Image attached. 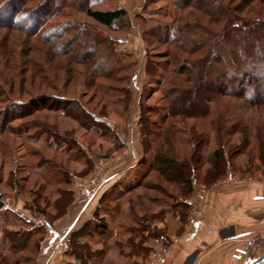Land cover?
I'll return each instance as SVG.
<instances>
[{
    "label": "rangeland",
    "instance_id": "374dc122",
    "mask_svg": "<svg viewBox=\"0 0 264 264\" xmlns=\"http://www.w3.org/2000/svg\"><path fill=\"white\" fill-rule=\"evenodd\" d=\"M10 1L13 4V0ZM84 2L65 0L64 7L62 0H23L15 7L17 10L21 6V14H36L50 3H54L55 11L34 15L40 23L38 33L27 34L20 29L0 26V194L5 204L0 215V264H51L56 252H64L69 257L67 252L73 237L74 244L79 239L84 240L88 248L83 251L93 255L92 264L150 262L157 250L152 243L153 237L145 233L144 247L148 250L141 257L132 251L128 231L132 228L140 231V219L145 216L150 227L158 228V223L174 214L172 210L187 216L197 215V203L191 202L194 205H189L186 211L182 205L185 199L181 198V187L166 183L155 171L148 173L146 164L137 165L126 175L119 166L136 158V145L144 153L142 132L151 134L152 137L146 138L153 143V152L160 147L164 151L174 148L179 158L191 156L195 143L190 138L195 132L205 135L206 149L218 144L211 125L212 117L181 120L168 116L169 102L164 99L163 84L160 85L168 76L162 68H171L167 61H172L173 54L176 60L187 61L198 60L200 56L186 55L168 47L164 44L166 40L161 35L156 37L154 32L159 28H180L190 23L217 32L219 28L212 21L228 14L246 24L261 21L260 28H264V2L260 0H92L94 10H126L121 23L113 29L99 26L88 18L82 11ZM8 14L7 9L0 12L1 24H7L3 18ZM70 23H74L77 30L82 25L87 28L88 33L81 36L83 40L88 41L94 35L103 43H112V48L129 65L123 74L126 82L116 85L115 91H109L108 85L98 79H95L96 88L93 89L87 79L90 67H70L60 54H57V62L61 58L58 65L52 68V57L45 52L43 35ZM65 40H59V43ZM170 52L172 55L167 58ZM4 53L9 56L4 57ZM101 54L100 50L93 53L89 65ZM7 58L11 62H21L20 71L12 72L11 65L4 68ZM148 60L161 67L154 78L147 76ZM25 61L29 66L25 67ZM215 67V64L209 67L211 73L215 71L211 74L213 77L219 72ZM124 87L131 88L130 97ZM45 95L62 97L70 102H65L64 107L51 108L48 106L56 103L50 98H41ZM31 101L34 103L30 104ZM210 106L219 111L224 108L215 103ZM85 113L91 118L95 116L110 129L87 125ZM168 129H171L168 131L169 144L165 139ZM242 138L241 134L227 138L231 141L229 146L241 148ZM252 143L244 155L231 158L233 166L227 168L226 175L216 184L229 185L251 176L264 178L262 171H258L261 166L257 158L253 162L249 160L251 163L248 161L250 155L256 154V143ZM231 152L227 149V155ZM204 172L203 169L200 175ZM101 179L107 182L104 187H100ZM140 181L142 185L136 186ZM214 185L206 188L202 183L195 184L194 193L187 201ZM154 186L158 190L149 189ZM65 191L73 192L68 195L72 203L67 209L65 200L60 199ZM94 219H104L107 229L97 227ZM49 223L50 227L47 226ZM28 230H32L31 237ZM15 232L21 234L16 242H25L27 247L12 253L9 250L11 241L5 236ZM135 235V242H139L142 236ZM54 239L59 244L49 250L53 254L45 261L41 255L42 247ZM156 245L166 246L163 243Z\"/></svg>",
    "mask_w": 264,
    "mask_h": 264
},
{
    "label": "trees",
    "instance_id": "16d2710c",
    "mask_svg": "<svg viewBox=\"0 0 264 264\" xmlns=\"http://www.w3.org/2000/svg\"><path fill=\"white\" fill-rule=\"evenodd\" d=\"M260 1L264 2V0ZM19 2L21 5L23 0H17L16 2L13 0V4L10 0H0V12L3 9H7L9 12L3 18L7 24L0 23V26L10 29H20L27 34L38 33L39 27L37 25L39 22L34 15H38L39 13L48 15V11H55L54 3H50V5L36 14L27 13L24 15L19 12L21 11V6L17 10L15 8ZM62 3L65 7V0H62ZM246 3L248 2L246 1ZM82 4L84 5V7L82 6V11L86 13L87 17L99 26L106 28L113 29L117 24L121 23L127 13L124 9L112 11L94 10L92 0H85ZM63 6L60 5L59 7L63 8ZM224 13H227V10H224ZM212 23L219 28L217 32H213L204 26H197L195 23L186 24L180 28L168 27L164 30L159 28L154 32L156 37L160 38L159 35H161V38L166 40L164 44L168 47L175 48L186 55L200 56L195 61H187L180 58L176 60L175 54L172 55L171 52L170 55L166 56L169 58L172 55V61H167V65H170L171 68H162L168 78L163 80L160 85L163 84L165 91L164 99L169 102L168 116L170 118H180L181 120L207 119L212 117L213 124L211 125L217 137V146L206 149L204 145L205 135L198 134L197 132L193 133V135L191 134L193 137L191 136L192 138L190 139L195 143L193 144L191 156L189 158H179L174 148L164 151L160 147L153 152L154 149L151 148L153 143L146 138L152 137L151 134L146 132L144 135L142 132L144 155L139 165H148V173L155 171L165 179L166 183L181 187V198L184 197L185 199V201H182V205L186 211L190 207L187 199L194 193L195 184L202 183L206 188H210L219 182L226 175L227 168L233 166L231 158L236 155H244L247 148L253 144V141L256 143V154L250 155L248 161L253 162L257 158L258 165L259 167L261 166L258 171H262L264 174V28H260L262 22L251 21L250 24H246L245 21L238 22L233 15L230 16L228 14L224 18L221 17L212 21ZM86 30L87 28L83 25L77 30L76 25L70 23L68 25L64 24L59 28H53L46 32V35H43L45 52L52 57V68L55 69L58 65L61 58H58L57 62V54H60L59 57H65L70 67L73 65L90 67V71L88 70L90 76L87 79L93 89L96 88L95 79H98L108 85L109 91H115L116 85L126 82L127 78L123 74L130 67L125 63V59L118 54L116 49L112 48L113 44L109 41L103 43L101 39H98L99 37L94 35L88 41L85 40L86 38L83 40L81 36L83 37V34L86 35L88 33ZM76 32L80 33L77 34L80 36H76ZM62 39H66L65 42L59 43ZM161 43L163 44V42ZM103 46L104 50H102ZM228 48H231V50H228ZM99 50L100 53L102 51V54L94 63L89 65L92 54L98 53ZM3 55L4 57L9 56L8 53H4ZM20 63L17 61L11 62L7 58L3 67L7 69V66L11 65L10 70L18 72L22 64ZM24 63L25 67L29 66V62L25 61ZM212 64L218 67H215L216 71H219L217 77L211 75L215 71L211 73L209 70ZM160 68H158V64L155 62L148 60L146 67L147 76L154 78ZM167 81L169 82L168 85ZM52 89L55 90L56 88L53 87ZM123 89L127 90L130 97L131 88L124 87ZM41 98L54 100L53 102L56 104L48 106L51 108L55 106L64 107L65 102H70V100L65 98L52 95H45ZM33 103L32 101L30 102V104ZM212 103L218 106L224 105V108L221 111L212 109L210 106ZM90 116L86 114L87 125L91 126L94 124L102 129L104 128V130L110 129L104 122L97 120L95 116H92L93 118ZM142 123L143 120L141 118L140 124L143 131L144 127ZM170 130L168 129L165 135L167 143L169 141L168 133ZM237 134H241L243 137L242 147L233 149L229 146L231 141L228 139ZM227 149L229 152L232 151L228 155ZM250 161L249 163H251ZM203 169L205 172L200 175ZM141 183L143 182L140 181L136 186H139ZM149 189L158 190V187L154 186ZM71 192L65 191L61 193L60 199L65 200V209L72 203L70 196L68 198ZM4 207L5 204L0 194V215ZM172 212L174 213L176 210H172ZM131 214L136 216L134 212H131ZM94 215L97 218V214ZM186 216V213H181L183 220H185ZM146 218L145 216V219H140V231L136 230V228L128 231L131 233L129 243L132 246V251L137 252L139 256L144 255L146 250H148L144 247V235L146 232L153 239L162 242L166 246L168 241L164 232L154 226L150 227L148 225L149 223ZM94 220L97 227L101 226L107 229L104 219L99 221ZM47 226L50 227L51 224L49 223ZM31 231H27L30 237ZM135 233L142 236L139 242H135ZM20 235V233H13L5 236V239L7 238L11 241L9 250L12 253H17V251L22 249L25 250L27 247L25 242H16V239ZM73 239L74 237L72 238V245L68 249L67 255L75 257L82 263L92 264L93 255L83 251L88 248L85 246L84 240L79 239L74 244Z\"/></svg>",
    "mask_w": 264,
    "mask_h": 264
},
{
    "label": "crops",
    "instance_id": "0c3cea01",
    "mask_svg": "<svg viewBox=\"0 0 264 264\" xmlns=\"http://www.w3.org/2000/svg\"><path fill=\"white\" fill-rule=\"evenodd\" d=\"M136 151L137 160L130 159L119 166L123 175L140 164L144 153L139 145ZM194 198L187 203H197V215L190 214L183 220L180 212H174L157 224V229L168 238L170 254L165 264H239L264 254V178L251 176L229 185L216 184ZM46 243L41 252L45 261L53 254L49 250L59 242L54 239ZM152 243L162 242L152 239ZM239 248L248 250L243 261L233 257ZM76 261L79 260L64 252H56L50 262L76 264Z\"/></svg>",
    "mask_w": 264,
    "mask_h": 264
},
{
    "label": "built area",
    "instance_id": "2783aa9c",
    "mask_svg": "<svg viewBox=\"0 0 264 264\" xmlns=\"http://www.w3.org/2000/svg\"><path fill=\"white\" fill-rule=\"evenodd\" d=\"M106 181H103L101 179V186L104 187L106 184ZM154 247L157 248L156 253L154 254L153 258L148 262L147 264H165L166 262V257L169 254V249L167 246H162V245H155ZM248 255V250L246 249H237L233 255V257L238 260V261H243V258ZM242 264H245L243 262ZM248 264V263H247Z\"/></svg>",
    "mask_w": 264,
    "mask_h": 264
},
{
    "label": "water",
    "instance_id": "95a60500",
    "mask_svg": "<svg viewBox=\"0 0 264 264\" xmlns=\"http://www.w3.org/2000/svg\"><path fill=\"white\" fill-rule=\"evenodd\" d=\"M249 264H264V254L252 259Z\"/></svg>",
    "mask_w": 264,
    "mask_h": 264
}]
</instances>
